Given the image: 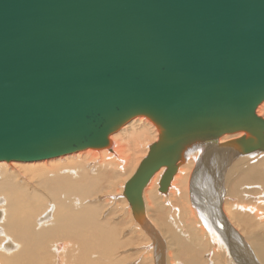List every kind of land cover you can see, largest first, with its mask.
Returning <instances> with one entry per match:
<instances>
[{"label": "water", "instance_id": "1", "mask_svg": "<svg viewBox=\"0 0 264 264\" xmlns=\"http://www.w3.org/2000/svg\"><path fill=\"white\" fill-rule=\"evenodd\" d=\"M263 100L264 0H0V161L109 147L145 116L158 137L124 183L134 214L192 142L264 149Z\"/></svg>", "mask_w": 264, "mask_h": 264}, {"label": "bare ground", "instance_id": "2", "mask_svg": "<svg viewBox=\"0 0 264 264\" xmlns=\"http://www.w3.org/2000/svg\"><path fill=\"white\" fill-rule=\"evenodd\" d=\"M255 110L261 116L264 112V100L257 105ZM144 117H133L118 131L110 134L111 145L109 147L86 148L36 160L39 162L0 161V264H35L36 257L41 258L38 264H117L118 261L123 262L125 258L120 257L121 247L135 242L134 238V242L129 239L126 244L123 243V239L121 240L122 234L125 233L124 218L121 217L114 222L110 219L111 215L116 214L118 210L112 208L111 201L105 198L94 202L89 200L99 195L115 193L119 187L124 188L125 181L147 154V145L151 141L149 139H157L156 126ZM240 135L242 132L192 142L184 148L180 160V164L183 161L186 162V167L183 168V165L178 164L167 190L160 193L163 199H168L167 196H169L171 201L168 200V203L172 207L180 200L186 201V206L193 216L192 223L199 224L201 237H204V244H206L203 247L207 246L208 254H211L212 259L215 258L213 264H248L247 261L252 260L248 252L246 253L248 250L246 242L245 251L239 249L240 246L237 243L242 242V238L241 240L237 238L238 236L237 239L234 238L235 234L232 235V233L235 231L228 228L230 226L224 222V217L229 219L228 221L230 218L236 219L238 223L234 224L243 227L242 231L247 233L252 247L250 250H253L258 261L264 264V238L259 233L251 231L256 220H261L263 223L264 191L255 197L250 195L251 191L256 190L252 184H257L259 188L264 189V149L256 148L244 152L234 142H229ZM226 145H232V147ZM38 163L43 165L39 168L32 166ZM16 164L31 165V167H25L20 171L12 170L13 165ZM193 164L198 165V168L196 167L198 170L190 179L192 182L188 193L186 182L189 179L187 178L189 171L187 169ZM164 168L161 166L142 188L143 209L135 214L131 204L123 195L122 188V196L129 205L128 212L132 215V219L137 221H135L133 230L142 232L139 237L141 236L143 241L147 239L142 235L145 233L144 206L154 203L152 193L157 188L159 190V181ZM221 175H224L225 180V191L221 194L241 198L231 204L234 210L239 211H232L230 206L220 199L221 195L217 190L222 187L219 182L223 178ZM28 182L33 185H29ZM28 186H34V188L27 191ZM243 194H246L247 198L252 197L251 204L248 203L249 200L242 198ZM151 199L154 200L151 201ZM162 202L165 203V200ZM160 204L155 203L153 207L156 224L165 227L164 232L171 236V241L180 240L179 236L175 235L174 226L164 221L165 212L160 208ZM221 205L225 206L226 213ZM106 207L107 212L104 216L102 211ZM228 210L231 211L228 212L229 215ZM11 211L12 215L9 214ZM36 211L38 213L35 215ZM18 214L24 217L18 218ZM213 214L215 216L211 217ZM146 223L151 225L149 221ZM246 227H250L249 230ZM148 229H146V234H150ZM152 231H154L153 228ZM147 236L149 240L147 242L152 247L154 246L153 250H158L155 245L158 235L154 233L153 236ZM151 238L155 239L153 244L150 241ZM159 246L161 247V244ZM203 247L200 253L191 250V255H184L188 256L187 259L185 258L186 261H183L184 264H206L207 260L202 259ZM40 251H43V255ZM159 254L154 259V264H164ZM46 256L44 262L42 258ZM228 256L232 259L230 260ZM36 260L39 262L38 259ZM171 264H176V262L172 261Z\"/></svg>", "mask_w": 264, "mask_h": 264}, {"label": "rangeland", "instance_id": "3", "mask_svg": "<svg viewBox=\"0 0 264 264\" xmlns=\"http://www.w3.org/2000/svg\"><path fill=\"white\" fill-rule=\"evenodd\" d=\"M261 116H264V112H262V114H261ZM143 117V116H142ZM146 120L148 119V118H146V117H144ZM149 120V119H148ZM147 120V121H148ZM149 122H151L150 120H149ZM152 123V122H151ZM153 124V123H152ZM158 133V132H157ZM149 140H151L149 143H152L154 140H152V139H149ZM148 141V140H147ZM149 143H148V145H149ZM148 145H147V148H148ZM226 146H231L232 147V145H226ZM148 150V149H147ZM42 161V160H41ZM35 162H39V161H35ZM186 162H182V164H180V166H182L183 165V168H185L186 167V164H185ZM48 164H50V163H48ZM43 164H34V165H32V166H38V168L39 167H41ZM198 165H199V163H198ZM198 165H192V166H190L188 169H187V171H189V174L187 173V178H189L188 180H187V182H186V190H187V192L189 193V189H190V186H191V182H192V180H190V179H192V175H193V173H195V172H197V170L198 169H196V167L198 168ZM29 168V167H31V165H23L22 164V166H21V164L19 165V164H16V165H13V169L12 170H22L23 168ZM5 169H7V167L5 168ZM8 170H10V169H8ZM194 170V171H193ZM25 175H28L27 173H24ZM190 175V176H189ZM215 175H217V173L215 174ZM221 177H223V178H221ZM221 179H220V181L219 182H221V186L222 187H220V189L219 190H217V192L221 195V200H223V202L226 204V205H228V206H230V208H231V210L232 211H239V210H234L233 208H232V206H231V204L232 203H235L236 202V200L237 199H239L238 198V196H235L234 198L233 197H228V196H230V195H228V196H225V195H222L221 193H224V191H225V185H224V182H225V180H224V175L222 176L221 175ZM34 180H36V179H34ZM224 180V181H223ZM24 181H26V179L24 180ZM34 181H32V183H33ZM29 183V182H28ZM29 183V185L31 184V185H33V184H35V183ZM121 186V185H120ZM188 186V187H187ZM252 186L253 187H255L256 188V190L254 191V192H252L251 191V193H250V195L252 196V197H255V196H257L259 193H262L263 191H264V189L263 188H259L258 187V185L257 184H252ZM29 187L30 186H28V190L27 191H30V190H32L33 188H34V186H31L30 187V189H29ZM38 187H39V185H38ZM122 188L123 187H119V189H118V191L117 192H113L112 194H109V195H99V196H97L95 199L93 198L92 200H89L90 202H94V201H101V200H103V198H105V199H107V200H109V201H111L113 204H111V206H112V208L114 209V210H117L116 211V216L114 215V214H112L111 216V220L114 222V220L116 221V220H118V219H120L121 217H123L124 218V232L125 233H123L122 234V237H121V240L122 241H124L123 243H128L129 242V239H132V241H133V238H134V243H131V244H127V245H125V246H123V247H121V249H120V257H122V259L123 258H125L124 260H123V262L122 261H118V263L117 264H121V262H122V264H140V263H142V264H154V259H156V256H157V254L158 253H160L159 255H160V257H161V260H162V258H163V260H162V262L164 263V264H171L172 263V261H175L176 262V264H184V262L183 261H186L185 260V258L187 259L188 258V256H184V255H191V250L193 251V252H197V251H199V253L201 252V250H202V247L206 244H204V237H201V234H200V230H199V224H197V223H192L193 221H192V215L190 214V211H189V209H188V206H186V201L185 200H180V202H178V203H176V204H174L173 205V207L172 206H169V203H168V200L169 201H171L170 199H169V196H167V198L168 199H163V197H161V195H160V193H162V192H160L159 190H158V188H157V190H154V192L152 193L153 195H152V198L154 197V199H155V201H154V203H149V204H147V205H145L144 206V210H143V217H144V221H143V223H144V230H145V235L144 234H142L144 237H146L147 239H144V241L142 240V237L140 236L139 237V235H141L140 233H142L141 231H139L138 229H136V230H138V231H134L133 230V228H135L134 227V224H135V221L136 220H134V219H132V215L130 214V212H128V206L129 205H127L128 203H127V200L125 199V197H123L122 196ZM26 191V190H25ZM39 191H41V190H39ZM120 191V192H119ZM157 191V192H156ZM159 191V192H158ZM42 192V191H41ZM40 192V193H41ZM120 194V195H119ZM163 194H165V193H163ZM160 195V196H159ZM121 198H120V197ZM165 196H166V194H165ZM219 196V195H218ZM124 199H123V198ZM237 197V198H236ZM252 197L251 198H247V195L246 194H243L242 195V198L244 199V200H249V202L248 203H250L251 201H252ZM246 198V199H245ZM104 199V200H105ZM153 199V200H154ZM152 199H151V201H153ZM165 200V203L164 202H162V201H164ZM239 200H241V198L239 199ZM182 201V202H181ZM156 203V205L157 204H160V208L161 209H163V211L165 212V218H164V221H166V223H168V224H170V225H172V226H174V229H175V235L177 234L178 236H179V239L180 240H173V241H171L170 240V238H171V236L169 235L168 236V233L167 234H165V227L164 226H162V225H157L156 224V222H155V220H156V218H155V214H154V211H153V207L155 206L154 204ZM223 203V204H224ZM251 204V203H250ZM110 205V204H109ZM168 205V206H167ZM110 206V207H111ZM147 206V207H146ZM192 206H193V204H192ZM222 206V209H223V211L226 213V209L224 208L225 206H223V205H221ZM221 206H219V207H221ZM165 207V208H164ZM194 207V209H195V206H193ZM9 210H12V209H9ZM197 210V209H196ZM101 211V210H100ZM244 211H248V210H244ZM103 213H104V216H105V213L107 212V207L104 209V211H102ZM176 212V213H175ZM228 212H231V211H227V213ZM38 212L36 211V213H35V215L37 214ZM242 213V212H241ZM9 214H11L12 215V211H11V213H9ZM147 214V215H146ZM118 215V216H117ZM178 215V216H177ZM187 215V216H186ZM223 215H224V213H223ZM223 215H222V217H223ZM228 215H229V213H228ZM17 216H19L18 218H23L24 217V215L23 216H21V215H17ZM114 216L116 217V218H114ZM213 216H215V214H213V215H211V217H213ZM168 217V218H167ZM177 218V219H176ZM131 219V220H130ZM178 220V221H177ZM223 220H224V222H226V224H228L230 227H228V228H231L232 229V231H235L234 233H232V235L233 234H235L234 235V238L235 239H240L241 240V238H242V242H238L237 244L240 246V248L239 249H242L243 251H245V242H246V244H247V247H248V250L246 251V253L247 254H249L250 256V258H252V260H250V261H247V263L248 264H262L260 261H258V259L256 258V256H255V253H254V251L253 250H250V248H252L251 247V244L249 243V241H248V236H247V233L246 232H243L242 231V226L240 227L239 225H236V224H234V223H238L237 221H236V219H234V218H230V221H228L229 219H226L225 217L223 218ZM149 221V223L151 224L150 226H152L151 228H150V226L149 225H147V223L146 222H148ZM189 221V222H188ZM137 222V221H136ZM187 222H188V224H187ZM179 224V225H178ZM234 226H233V225ZM126 225V226H125ZM141 227L143 226V224L141 225V224H139ZM131 226V227H130ZM148 228H150V229H148ZM152 228H153V230L155 231H152ZM198 228V229H197ZM249 228L250 227H246V229H248L249 230ZM146 229H148L149 230V232H150V234H146ZM234 229V230H233ZM131 233H130V232ZM251 231H253V233L254 232H256V233H259L261 236H263V238H264V219H263V223H262V221L260 220V221H255V223L253 224V226L251 227ZM164 232V233H163ZM177 232V233H176ZM132 233H133V235H134V237H133V235H132ZM154 233H156L157 235H158V239L156 240V242H155V245H156V247L158 248V250H153V247L151 246V244L149 243V242H147V241H149L148 240V236L147 235H152L153 236V234ZM160 233V234H159ZM253 233H250L251 235L253 234ZM251 235H249V237H251ZM193 236V237H192ZM238 236V237H237ZM240 236V237H239ZM132 237V238H131ZM137 237V238H136ZM237 237V238H236ZM137 240H136V239ZM162 240H161V239ZM245 240V241H244ZM150 241H151V243L153 244L154 243V241H155V239L154 238H151L150 239ZM178 241V242H177ZM180 241V242H179ZM184 241V242H183ZM173 243V244H172ZM178 243V244H177ZM202 243V244H201ZM159 244H161V247L159 246ZM236 247V248H237ZM151 250H150V249ZM185 248V249H184ZM187 248V249H186ZM198 249V250H197ZM200 249V250H199ZM190 250V251H189ZM159 251V252H158ZM208 249H207V246H206V248H204L203 247V253H202V259H204L206 262V264H213L214 263V259L215 258H211V254L209 253L208 254ZM185 253V254H184ZM205 253V254H204ZM40 254H42L43 255V251H40ZM207 254V255H206ZM199 255V254H198ZM170 256V257H169ZM252 256V257H251ZM182 257V258H181ZM231 256H228V258L231 260L232 258H230ZM253 257H255V258H253ZM47 258V256L46 257H44V258H42L43 259V261L45 260ZM112 258V257H111ZM170 258H172V259H170ZM177 258V259H176ZM26 259V258H25ZM36 259H38V261L39 262H37V260ZM36 259H35V261H34V263L35 264H38V263H40L41 262V258H38V257H36ZM254 260V261H253ZM33 262V261H32ZM45 262V261H44ZM43 262V263H44ZM24 263H25V261H24Z\"/></svg>", "mask_w": 264, "mask_h": 264}]
</instances>
